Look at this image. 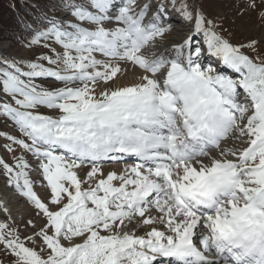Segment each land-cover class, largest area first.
Wrapping results in <instances>:
<instances>
[{"label": "snow or ice", "instance_id": "1", "mask_svg": "<svg viewBox=\"0 0 264 264\" xmlns=\"http://www.w3.org/2000/svg\"><path fill=\"white\" fill-rule=\"evenodd\" d=\"M59 10L26 44L45 51L0 56L19 133L0 134V175L33 209L21 230L0 202V264H264L259 41L233 43L195 0ZM248 12L264 22V0Z\"/></svg>", "mask_w": 264, "mask_h": 264}, {"label": "rangeland", "instance_id": "2", "mask_svg": "<svg viewBox=\"0 0 264 264\" xmlns=\"http://www.w3.org/2000/svg\"><path fill=\"white\" fill-rule=\"evenodd\" d=\"M195 3L203 10L206 16L216 19L218 23L223 25L224 29L227 30L223 34L228 36L233 43L246 42L248 40L255 39L259 41L258 50L264 52V22H261L258 15L253 12H248L243 16L240 15V9L243 8V0H195ZM60 15L61 12L55 15L50 14L48 16L52 19L59 17ZM176 18L179 19L177 16ZM42 51L45 50L41 46H33L32 48H29L27 46L15 47L10 42H2L0 44V52L3 56H14L24 58L26 60L33 59ZM4 133L19 135L10 121L0 117V134ZM6 143L7 141L0 138V157H3L11 163L13 153H9L4 150L3 145ZM14 154L19 156L21 155V152L17 148ZM33 180L36 181L35 188L37 192L43 195L44 189L40 187L39 179ZM12 196H15L20 203V212L18 209L16 210L14 208V203L11 202L13 199ZM1 200H4V206L9 209L12 217L20 224L21 230H23L24 222L33 217V209L15 192L14 189L7 186L3 175H0V201ZM0 218H3L2 214H0ZM30 231L31 230H29V233ZM0 259L3 258L0 257ZM4 264H7L6 260L4 261Z\"/></svg>", "mask_w": 264, "mask_h": 264}, {"label": "trees", "instance_id": "3", "mask_svg": "<svg viewBox=\"0 0 264 264\" xmlns=\"http://www.w3.org/2000/svg\"><path fill=\"white\" fill-rule=\"evenodd\" d=\"M59 3L60 0H0V44L26 47L33 33L51 19L48 15L61 12Z\"/></svg>", "mask_w": 264, "mask_h": 264}, {"label": "bare ground", "instance_id": "4", "mask_svg": "<svg viewBox=\"0 0 264 264\" xmlns=\"http://www.w3.org/2000/svg\"><path fill=\"white\" fill-rule=\"evenodd\" d=\"M171 22H172L174 28H176L178 31L182 29L183 25L181 24V22L179 21V19L176 18L175 15L172 16ZM107 167L109 169L119 170V169H122L124 167V165L123 164H120V165L109 164V165H107ZM31 177H33L32 179H38L36 173H33V175L31 173ZM12 197H13V199L11 200V202L14 203V206H15L14 208L16 210L18 209V211H19V205H20V203H19L18 199H16L15 196H12ZM0 202H2L4 204V200H1Z\"/></svg>", "mask_w": 264, "mask_h": 264}]
</instances>
